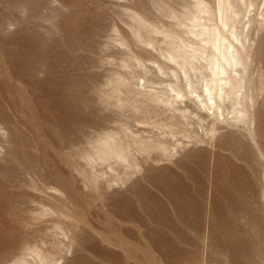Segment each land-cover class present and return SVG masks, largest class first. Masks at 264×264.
Listing matches in <instances>:
<instances>
[{
	"label": "rangeland",
	"instance_id": "rangeland-1",
	"mask_svg": "<svg viewBox=\"0 0 264 264\" xmlns=\"http://www.w3.org/2000/svg\"><path fill=\"white\" fill-rule=\"evenodd\" d=\"M0 264H264V0H0Z\"/></svg>",
	"mask_w": 264,
	"mask_h": 264
},
{
	"label": "bare ground",
	"instance_id": "bare-ground-1",
	"mask_svg": "<svg viewBox=\"0 0 264 264\" xmlns=\"http://www.w3.org/2000/svg\"><path fill=\"white\" fill-rule=\"evenodd\" d=\"M136 235H138V234H136Z\"/></svg>",
	"mask_w": 264,
	"mask_h": 264
}]
</instances>
